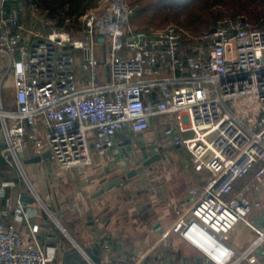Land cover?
I'll list each match as a JSON object with an SVG mask.
<instances>
[{"label":"built area","instance_id":"built-area-1","mask_svg":"<svg viewBox=\"0 0 264 264\" xmlns=\"http://www.w3.org/2000/svg\"><path fill=\"white\" fill-rule=\"evenodd\" d=\"M9 1L0 0V70L14 76L16 106L6 109L0 92L4 160L23 171L21 154L32 143L61 170L85 168L96 154L117 155L126 133L159 132L207 174L202 188L191 191L188 217L172 231L204 264H255L264 246V210L262 223H253L249 196L264 181V28L239 17L196 37L175 26L134 32L137 9L126 0H103L105 9L86 13L74 38L27 26ZM5 190L0 184V197ZM12 210L9 202L0 223V264H51L38 227L28 238L16 230L30 214L21 203ZM237 223L254 234L241 252L222 238Z\"/></svg>","mask_w":264,"mask_h":264},{"label":"crops","instance_id":"crops-1","mask_svg":"<svg viewBox=\"0 0 264 264\" xmlns=\"http://www.w3.org/2000/svg\"><path fill=\"white\" fill-rule=\"evenodd\" d=\"M0 92L4 107L14 109L15 80L11 72L4 76L0 70ZM5 142L0 125V184L6 187L5 197H0V223L5 221L9 202L12 214L21 203L30 216L17 222L16 230L28 238L33 227H38L37 237L52 257L51 264H88L92 255L105 264H149V259L152 264L205 263L197 250L172 231L179 218L188 217L194 199L191 191H199L204 184L202 171L184 148L170 146L161 133L152 131L142 137L126 133L119 138L117 155L96 154L91 166L68 171L59 169L52 159L27 163L40 156L32 143L21 154L23 171L12 167L3 158ZM156 149L161 155L163 149H172L184 158L191 177L183 193L172 189L174 182L170 190L166 189L169 177L164 181L148 172L162 162L163 155L160 161L143 166ZM126 165L138 170V175L96 197L106 185L126 175ZM153 182L158 186L147 185ZM260 194L256 191L251 197L253 223L260 222L264 210V205L254 201ZM253 235L246 224L237 223L222 238L241 252ZM255 258V264H264V246L256 250Z\"/></svg>","mask_w":264,"mask_h":264},{"label":"trees","instance_id":"trees-1","mask_svg":"<svg viewBox=\"0 0 264 264\" xmlns=\"http://www.w3.org/2000/svg\"><path fill=\"white\" fill-rule=\"evenodd\" d=\"M26 6L37 5L47 10L50 18L64 26L68 19L77 22L78 18L98 4V0H22ZM130 7L136 8L130 20L134 32L152 33L163 31L175 22L177 30L184 34H200L221 20L214 14L216 6L235 8L236 12L228 18L235 21L245 18L253 28H264V0H126ZM19 0H10L7 7L16 6ZM253 5V7H251ZM180 14L183 20L179 21ZM203 29V30H202Z\"/></svg>","mask_w":264,"mask_h":264},{"label":"rangeland","instance_id":"rangeland-1","mask_svg":"<svg viewBox=\"0 0 264 264\" xmlns=\"http://www.w3.org/2000/svg\"><path fill=\"white\" fill-rule=\"evenodd\" d=\"M107 1V0H106ZM259 1V0H257ZM16 7L21 11L23 22L27 26L36 27L39 31L44 32H52V31H61L66 32L72 35L74 38H78L80 36V33L83 30V17L86 15V13L92 14L94 16H98L104 9H105V1L98 0V4L96 7L88 10L84 15L78 18V21H72L71 19H68L64 26H59L58 21L55 19L50 18L49 13L47 10L43 9L40 6L37 5H30L26 6L25 3L22 0H19ZM253 7V5H251ZM137 8V7H136ZM214 14L219 15L221 20L226 19L228 20L231 15H233L236 10L235 8H229L227 6L219 5L216 6L213 9ZM183 14H180L179 21L183 20ZM177 23L173 22L170 26H176ZM203 30V29H202ZM184 33H187L189 36L196 37L199 34H191L190 32L186 31ZM101 48H99V52L101 53ZM102 53H104V47L102 50ZM79 54V53H76ZM1 125V124H0ZM162 135V134H161ZM163 137V135H162ZM164 139H166L164 137ZM171 146V144H170ZM163 160L160 164H157L154 166L152 171L149 169V173L160 175L161 178H164V181H167V178L171 180V182L166 183V186L168 190H170L172 187V183L174 182L175 186L172 188L175 190L176 193L181 194L185 191L186 186L188 185L190 173L186 169V165L184 166V158L181 155H176V152L172 149L170 151H167L166 149L162 150ZM168 152V153H167ZM202 171V170H201ZM256 171V170H255ZM205 172H201L203 174L202 179L205 180L207 178V174ZM254 171L251 173L253 174ZM261 177H264V175H261ZM163 181V179H162ZM161 183V182H160ZM245 183V179L240 181L238 183V186L235 191H238L242 185ZM157 182L148 183L149 186H158ZM259 185V191L262 193L258 195L257 198H254V201H259L257 205H264V181L262 179L258 180ZM252 195L249 196L251 199ZM225 199L231 198V197H224Z\"/></svg>","mask_w":264,"mask_h":264},{"label":"water","instance_id":"water-1","mask_svg":"<svg viewBox=\"0 0 264 264\" xmlns=\"http://www.w3.org/2000/svg\"><path fill=\"white\" fill-rule=\"evenodd\" d=\"M212 32H214V30H212ZM100 41H103V39H101ZM159 150L156 149V152L149 158L147 159L144 163H143V166H149L153 163H156L158 161H160L162 159V155L158 152ZM52 155L50 152H47L45 154H43V156H37V157H33L31 160L27 161V163H40L42 162L43 160H47V159H51ZM124 170L126 172V175L124 177H122L121 179L120 178H117L115 179L114 181H112L111 183H109L108 185H106L104 187V189H102L101 191H99L96 195L97 196H100L102 195L104 192H107V191H110L111 189H113L115 186H117L118 184L121 183V181H124L126 179H130V178H133L134 176L138 175V170L136 169H132L130 170L129 166L126 165L124 167ZM260 224L262 223V218L260 217ZM91 259L93 261H96L95 260V257L92 255L91 256ZM96 262H99V261H96ZM149 264H152L153 261L151 259H149L147 261Z\"/></svg>","mask_w":264,"mask_h":264}]
</instances>
